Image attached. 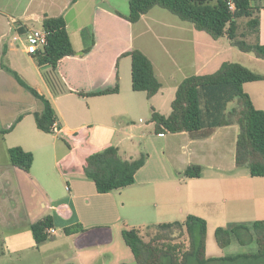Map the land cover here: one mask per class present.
I'll list each match as a JSON object with an SVG mask.
<instances>
[{
  "label": "crops",
  "instance_id": "0c3cea01",
  "mask_svg": "<svg viewBox=\"0 0 264 264\" xmlns=\"http://www.w3.org/2000/svg\"><path fill=\"white\" fill-rule=\"evenodd\" d=\"M26 1L30 5L33 0ZM99 1L107 10L101 11ZM257 2L261 7L259 42L264 44L261 20L264 0ZM62 3H55L52 12L43 8L30 10L27 5L19 16L25 20L39 17L40 22L45 15L61 16L65 20L75 53L59 60L54 73L55 91L45 79V75L51 73L49 64L38 65L32 55L11 40L4 43L1 50L8 61L18 62L21 57L28 62L29 66L19 64L20 72L15 73L51 101L59 127L58 133H46L36 127L34 112H39L42 105L33 95L35 104L23 108L15 120L5 124L1 151L8 156L10 147L19 146L33 154L28 172L12 165L9 156L8 163L0 170V188L9 195H19L22 200L20 211L23 213L19 223L29 229L32 223L46 217H50L51 227L59 223L57 227L64 231L59 237L55 232L36 244L32 235L38 251L48 258V264L57 261L69 264L71 260L75 264H133V254L122 237L123 228L183 220L191 214L207 223L206 262L225 257L208 255V250H214L211 234L214 236L217 227L230 223L264 220V176H251L248 169L243 171L235 165L237 125L216 127L211 134L195 138L186 131L155 134L149 110L153 107L160 114L168 115L177 85L183 78L214 72L222 62L232 61L225 54L233 47L229 39L226 35L214 39L195 29L190 22L175 19L159 6L152 7L137 22L131 23L125 19L129 13L128 0H67ZM68 7H79L78 11L88 9L92 23L76 21L71 26L65 18ZM97 14H105L110 29L115 30L104 43L94 40ZM8 16L15 31L30 29L14 14ZM221 38L225 40L221 41ZM134 48L148 57L161 83L159 91L151 98H147L144 91L132 88L131 59L125 53ZM255 58L257 62H264V59ZM30 66L37 78L32 75ZM116 81L118 91L115 93L78 94L112 87ZM243 90L249 94L253 105L264 111V80L245 82ZM166 101L170 107L162 112L161 107ZM131 119L144 124L131 122L124 135L129 139H140L141 148L131 149V154H126L118 145L125 138L120 137L117 144L111 142L119 136V120ZM90 127L95 130L91 139ZM138 128L140 131L135 132ZM103 130L109 133H104L108 135L106 140L100 137ZM61 135L72 138L67 149H64ZM95 141L99 144H93ZM108 145L116 146L123 158L130 159L141 152L146 153L147 158L135 173L132 184L99 193L93 180L82 173L81 166L87 155ZM192 164L201 167L200 175L185 177L183 171ZM26 189L30 195L25 203ZM56 204L65 207L63 213L68 212V215H62L61 222L54 223L52 211ZM66 229L71 232L67 233Z\"/></svg>",
  "mask_w": 264,
  "mask_h": 264
},
{
  "label": "trees",
  "instance_id": "16d2710c",
  "mask_svg": "<svg viewBox=\"0 0 264 264\" xmlns=\"http://www.w3.org/2000/svg\"><path fill=\"white\" fill-rule=\"evenodd\" d=\"M228 1L128 0L129 13L126 19L135 23L152 7L159 6L181 20L190 22L195 29L206 32L212 38L226 35L233 47L264 59V44L259 42V3L257 0H230L234 5L230 9ZM241 19L245 22V28L239 31L238 23ZM40 23L46 33V44L33 53L32 57L38 65L51 66V73L46 74L45 79L55 91L57 84L54 73L59 60L75 52L63 17L45 15ZM24 31L20 29V32ZM250 38L252 40L248 42L246 39ZM125 54L131 59L133 90L144 91L147 98H151L161 87L151 61L136 48ZM14 74L42 105L39 112H34L36 127L43 132L53 133L52 125L56 114L51 101ZM257 80H264V75L233 61L222 62L211 73L187 76L177 85L168 115H162L151 107L153 132L163 134L186 131L195 138L211 134L216 127L235 124L238 129L234 151L235 165L247 167L251 176H264V111L256 108L249 94L243 90L245 82ZM117 91L116 81L112 87L78 94L98 95ZM61 138L70 145L63 136ZM8 156L12 165L25 172L29 171L33 161L31 152L15 146L8 149ZM146 158L147 154L144 152L135 158H123L116 146L108 145L87 155L81 169L87 178L93 180L96 191L105 193L132 184L135 173L144 165ZM200 172L201 167L192 164L185 168L183 175L197 177ZM206 226L205 219L189 214L183 220L152 223L143 227H125L122 229V237L133 254V264H186L189 258H194L198 264H205L208 260L205 258ZM46 227H51L50 217L30 225L36 244L46 239ZM240 229L247 230L254 238L258 246L257 252L229 255L219 258L220 260L264 257V220L219 226L214 231L216 244L224 248L233 237L243 243L239 236ZM65 231L71 232L70 229ZM183 236L188 240L186 248H182L180 243H172L174 238Z\"/></svg>",
  "mask_w": 264,
  "mask_h": 264
},
{
  "label": "rangeland",
  "instance_id": "374dc122",
  "mask_svg": "<svg viewBox=\"0 0 264 264\" xmlns=\"http://www.w3.org/2000/svg\"><path fill=\"white\" fill-rule=\"evenodd\" d=\"M67 0H33L30 5L27 4L28 2L26 0H0V147L3 145L4 141L2 139V136L4 134L5 124H7L9 121L15 120V118L21 114L20 112L23 110V108H27L29 106H32L34 103V97L32 94L26 90L23 86L19 85L16 81L17 78L13 76V73L20 72L19 71V64H27L28 62L19 57V61H8L6 57L2 56V45L4 43H7L12 35L15 34V30L12 28L13 22H10L9 14H14L17 20L21 23L24 22V24L27 25L28 28H41V23L39 21V17L32 18L30 20H25L23 17H19L22 10L29 5L30 10L38 9L41 10L42 8L44 10H49V12H52V9L55 7V3H62ZM63 4V3H62ZM100 8L103 10H107L105 6H102L103 4L99 1ZM260 7V6H259ZM261 8V7H260ZM79 7H68L67 10H65V18L68 20L69 24L72 26L75 24V22L84 23V24H91V13H89L88 9H84L82 11H78ZM169 15L175 17V19H180L176 15L172 14L168 10H164ZM42 15V13H39ZM105 14H97L95 18V32H94V40L98 43L102 42L104 43L106 40H108L111 35L114 33L115 30L110 29L109 24H107V21L104 17ZM128 15V14H127ZM126 15V16H127ZM125 16V19H126ZM262 24L264 27V16H263V10L261 15ZM100 18V19H99ZM102 23V24H101ZM102 25V26H101ZM106 27L103 29V26ZM245 28V22L243 19L239 20L238 23V30H242ZM89 30L92 29V27L88 28ZM85 30L86 33L89 32V30ZM107 29H110V33L106 34ZM92 31V30H90ZM102 32L104 34H102ZM120 36V35H119ZM225 38H221V41H224ZM248 42H250L252 39H246ZM119 45H123L122 36H120ZM227 58L229 60H232L233 62H238L242 64L243 66L251 69L254 72H263L264 73V62H257L255 59V56L253 53L249 52H242L236 47H232L228 53H225ZM28 65V64H27ZM29 66V65H28ZM32 75L37 78L35 75V72L33 71V68L30 66L29 68ZM12 72H11V71ZM10 72V73H9ZM42 72H44L42 70ZM20 78V77H19ZM23 80L22 78H20ZM166 93V92H165ZM164 93V94H165ZM37 103V100H35ZM39 103V102H38ZM35 104V103H34ZM164 105V104H163ZM170 107L169 103L166 101V104L161 107L162 112H166L167 109ZM151 111V110H149ZM130 120H119L121 123L118 125L119 128V136L116 139V141H112V144H117L116 142L121 137L125 138L120 143H118L120 151L126 152V154H131V149H140V139H129L126 138L124 134L126 133L127 128L130 127L131 122H134L135 125L138 124H144L139 123L137 119H131ZM90 139L94 138V131L90 127ZM132 128H130L131 130ZM83 130L82 133L84 134ZM107 130H103L100 137L101 140H106V137L109 135ZM135 132L140 131V129H134ZM108 133V135L104 133ZM87 133V132H86ZM64 137V139L68 142L72 140L70 136L61 135V137ZM98 141H95L93 144L98 145ZM101 142V141H99ZM67 143L64 142V149H67ZM88 147V146H87ZM88 149V148H87ZM139 152V151H138ZM137 154V153H136ZM167 157L170 156L169 153H167ZM138 155V154H137ZM137 155H134L137 157ZM133 157V158H135ZM170 158V157H169ZM172 158V157H171ZM227 158V156H226ZM8 156L5 155L3 151L0 149V170L3 167V165H6L8 163ZM243 171L247 170V167L241 166L240 167ZM29 191L28 189L24 192V202L29 199ZM19 195H12L7 194L5 190L0 188V243H1V250L3 251V254H0V264H48V258L44 257L38 249L36 248L37 245L34 244L32 234L29 228H25L24 223H19L20 216L22 215V200H19ZM65 208V207H64ZM64 208L60 204H56L54 206V209L52 213L54 214V223L55 222H61L62 215H68V212H64ZM67 211V210H65ZM59 224V223H56ZM54 224L56 229V236L63 235L64 231L57 227L58 225ZM241 235L240 239L241 241L245 243H239L237 238L234 237L231 244L221 249L218 246H216L214 241V236L211 234L210 240L213 243L214 250H208V255L212 254H218L223 256H229V255H236L240 253H256L258 250V246L254 238L251 237L249 232L245 229L239 230ZM172 243H180L181 247L186 248L188 246V240L185 236L183 237H177L174 238ZM74 259V258H73ZM77 260V259H74ZM54 264H61V262L54 263ZM69 264H75L73 260L70 261ZM186 264H198L194 258H189ZM205 264H264V257H259L256 259H242L236 260L234 262L230 260H215V262H206Z\"/></svg>",
  "mask_w": 264,
  "mask_h": 264
},
{
  "label": "built area",
  "instance_id": "2783aa9c",
  "mask_svg": "<svg viewBox=\"0 0 264 264\" xmlns=\"http://www.w3.org/2000/svg\"><path fill=\"white\" fill-rule=\"evenodd\" d=\"M228 6L230 9L234 8L233 3L229 0ZM16 29H18L16 27ZM11 42L19 43L26 53L32 55L46 44V33L42 28H30L24 32L17 31L11 37ZM52 129L55 133L59 132V127L56 122L53 123ZM56 232L53 227H46L44 233L46 237H52Z\"/></svg>",
  "mask_w": 264,
  "mask_h": 264
}]
</instances>
